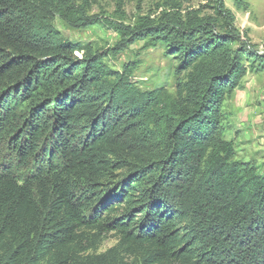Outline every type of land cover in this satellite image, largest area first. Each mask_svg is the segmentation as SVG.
<instances>
[{"label": "trees", "instance_id": "1", "mask_svg": "<svg viewBox=\"0 0 264 264\" xmlns=\"http://www.w3.org/2000/svg\"><path fill=\"white\" fill-rule=\"evenodd\" d=\"M212 9L109 21L123 39L97 50L55 25L97 23L86 3L0 0V143L20 170L0 167V264H264V168L237 159L221 125L245 62L264 68V52L223 0ZM146 38L183 74L174 92L104 60ZM110 231L115 246L80 255Z\"/></svg>", "mask_w": 264, "mask_h": 264}, {"label": "rangeland", "instance_id": "2", "mask_svg": "<svg viewBox=\"0 0 264 264\" xmlns=\"http://www.w3.org/2000/svg\"><path fill=\"white\" fill-rule=\"evenodd\" d=\"M86 3V15L99 18L97 23L74 28L56 17V28L74 42H90L94 49L105 50L119 43L123 37L109 23L133 27L143 18L154 21L186 23L213 17L214 0H78ZM234 17V25L246 35L257 49L264 52V0H223ZM149 38L135 40L116 56L104 60L121 70L134 64L133 76L143 89L165 87L174 92L183 74L175 72L176 61L167 54L163 44L148 46ZM80 56V53H77ZM239 86L227 96L221 107L222 136L233 143L237 159L264 168V68L251 67ZM12 165L19 172L17 159L5 144L0 143V167ZM94 231L88 234L92 236ZM89 237V236H88ZM118 235L110 231L90 238L91 248L80 255L106 252L118 243Z\"/></svg>", "mask_w": 264, "mask_h": 264}, {"label": "built area", "instance_id": "3", "mask_svg": "<svg viewBox=\"0 0 264 264\" xmlns=\"http://www.w3.org/2000/svg\"><path fill=\"white\" fill-rule=\"evenodd\" d=\"M260 52H262V51H260Z\"/></svg>", "mask_w": 264, "mask_h": 264}]
</instances>
